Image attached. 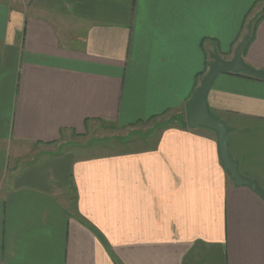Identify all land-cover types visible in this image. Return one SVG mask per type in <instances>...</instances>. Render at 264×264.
Instances as JSON below:
<instances>
[{"label": "crops", "instance_id": "0c3cea01", "mask_svg": "<svg viewBox=\"0 0 264 264\" xmlns=\"http://www.w3.org/2000/svg\"><path fill=\"white\" fill-rule=\"evenodd\" d=\"M249 31L264 71V0H0V264H264V199L180 117ZM207 101L264 190V82Z\"/></svg>", "mask_w": 264, "mask_h": 264}, {"label": "water", "instance_id": "95a60500", "mask_svg": "<svg viewBox=\"0 0 264 264\" xmlns=\"http://www.w3.org/2000/svg\"><path fill=\"white\" fill-rule=\"evenodd\" d=\"M250 37L251 32L249 31L237 47L234 58L230 61L221 57L217 51L212 53L213 62L209 65V71L203 77L195 95L187 103L186 120L191 129L206 128L217 134L221 161L236 185L249 187L264 199V190L254 180L242 176L239 171V163L230 153L228 139L232 129L210 111L207 101L214 82L221 74H244L264 82V71L245 63L242 57Z\"/></svg>", "mask_w": 264, "mask_h": 264}, {"label": "rangeland", "instance_id": "374dc122", "mask_svg": "<svg viewBox=\"0 0 264 264\" xmlns=\"http://www.w3.org/2000/svg\"><path fill=\"white\" fill-rule=\"evenodd\" d=\"M254 22L255 21H252L251 24H254ZM247 34L248 33L240 35L241 40L239 41V44L241 43V41L243 40V38ZM251 37H252V35H251ZM239 44H238V46H239ZM180 117H181L182 122L187 123L185 113L182 114ZM124 134L125 133L123 131H117V130H114L113 128H110L107 126H99L98 128H94V129H91V131H89V135H87V137L84 139V142L88 141V143H91V145L94 147H97V146L102 147V146H105L107 144L116 143V140L118 141L120 138H123L125 136ZM113 138L116 139L114 142H113ZM20 151H25L24 154H26L28 157V154L32 155L33 147H29L28 149L24 148L23 150H20ZM34 152H37V151H34Z\"/></svg>", "mask_w": 264, "mask_h": 264}, {"label": "trees", "instance_id": "16d2710c", "mask_svg": "<svg viewBox=\"0 0 264 264\" xmlns=\"http://www.w3.org/2000/svg\"><path fill=\"white\" fill-rule=\"evenodd\" d=\"M251 39H252V37L250 38L249 42L251 41ZM249 42H248V43H249ZM235 75H241V76H244V77H247V78L255 79V78H252V77L246 76V75H244V74H235ZM256 80H257V79H256Z\"/></svg>", "mask_w": 264, "mask_h": 264}]
</instances>
